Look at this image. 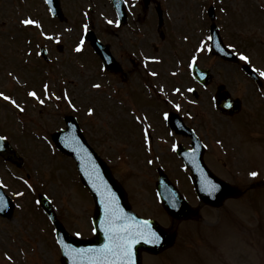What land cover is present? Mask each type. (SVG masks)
<instances>
[{
  "label": "rangeland",
  "instance_id": "1",
  "mask_svg": "<svg viewBox=\"0 0 264 264\" xmlns=\"http://www.w3.org/2000/svg\"><path fill=\"white\" fill-rule=\"evenodd\" d=\"M157 1L161 3L165 11L164 15L166 14L164 26L158 29L156 25L158 22ZM157 1L150 4L145 14L142 6L138 5L133 10L130 26L117 31L107 26V21H112V23L115 21V14L109 0H62L63 10L66 13L64 21L57 19L52 21L42 0H0V90L6 94H12V100L26 103V106H29L27 114L17 117L19 113L7 104L8 99L3 98L0 100V125H10L22 140L28 138L31 132L49 135L57 128L64 126V114H78L91 144L96 145L102 154L106 151L116 165L118 164L123 169H119L123 174L133 173L131 167L125 165V162L117 157L124 151L123 149L132 144L133 136L131 141V135L138 131V124L130 123L133 120L131 111L143 109L148 114L156 112L155 119H157V112L160 113L161 108L157 106L154 109L152 106L159 104L165 109L172 107V104H177L176 106L181 107L184 112L185 105L178 100L186 96L185 88L192 84L187 82L186 66L193 53L189 50L186 52L188 44L183 42V37L190 38L194 30L196 33L194 41L199 40L201 31H203L201 36L204 39L207 37L204 28L209 27L211 23L207 16V9L213 4L218 5L216 22L222 27L225 40L233 47L235 46L237 52H242V56L248 57V63L261 72L264 81V0ZM29 19L36 23H23ZM85 25L87 29L94 30L105 43L113 45V52L121 58L124 65V71L120 75L108 72L106 76H103L100 62H97L88 45L84 46L86 47L85 53L84 50L77 51L80 47L81 33L87 30L82 27ZM133 27L140 30L138 35L133 32ZM49 44L52 46L49 47ZM41 46L48 47L50 60L47 62L39 55ZM139 51L147 57L156 56L162 59L160 65L151 66L149 70L156 76L153 80V86L157 88L155 92L168 98L170 106L167 102L162 104L157 101L155 104L154 100L139 86L145 71L144 68L141 69L137 60ZM27 58H29L28 63H25ZM218 61H220L218 58L209 59L204 54L199 64L202 67L214 69L215 77L218 79L217 83L222 81L221 76L223 75L227 79L224 82L230 84L228 85L234 97H239L243 101L244 109L237 119L222 121L223 118L213 110L208 92H203L199 99L200 106L188 107V112L193 115L190 122L205 140L209 139L213 142L215 135H225L230 148L241 154L238 170L242 171L250 161L252 172L258 175L253 177L251 172H246L244 178L245 183L248 184L239 182L240 186L245 189V186L264 181V140L263 143H259V139L263 138L261 135L264 134V112L259 115V109L264 107V93L257 90L258 88L240 73L232 74V71H237L235 66L232 67V64L227 63L220 64ZM129 80L132 81L127 84ZM31 85L40 90H33L35 88ZM124 86L125 89L122 88ZM176 86L184 93L180 95V93L173 92ZM47 87L48 93L42 94L41 89L44 90ZM215 87L212 86L213 89ZM32 92H35L39 99L30 95ZM45 94L51 96L49 101L44 98ZM41 100L44 101L42 103L44 105H39ZM18 119H22L27 127L21 126ZM143 122L150 124V118L144 119ZM121 132L125 133L123 137H121ZM252 133L255 136L260 134L256 141H253L254 136L247 138V135ZM120 139L129 143L121 144ZM27 142L24 144L22 141L23 147L29 150L28 169L32 171L29 184L36 190L35 184L39 176H37L38 173L35 175V170L39 174L48 175L41 178L42 183H48V188L54 184L53 179L57 176V182L61 179L69 186V190H66V193L65 187L57 184L47 192L63 201L68 195L76 197L78 202L74 208L77 205L78 209L69 212L74 215V219H82L85 210L91 207L92 200L78 184L73 164L61 157L53 147L46 149L42 141L34 139L32 142L30 140ZM212 147L215 146L212 144ZM132 155L134 153L129 156ZM49 168L52 170L50 171ZM226 168L232 174L235 169L234 162L230 167L226 165ZM11 173L13 175L2 170L0 165V179L3 178L13 195L24 197L26 187L15 180L16 175L25 177L24 170L17 171L13 168ZM178 175L181 174L178 173ZM37 185L39 186L40 182ZM253 187L254 192L248 191L250 195L235 199L225 207L236 210L238 224L234 233L228 236L224 243H218L217 249L219 254L221 253L220 258L225 260L228 258L224 254L226 251L233 253L235 264H264V247L261 245L263 240L257 234L261 230L264 231V225H261L264 221V189L256 191L259 189L258 186ZM240 190L245 192V190ZM186 191L189 195L190 188ZM26 198L24 197L25 203H28ZM137 200L142 201V198H137ZM70 204L73 208L72 203ZM137 206L142 211L146 210L144 201H137ZM247 209L251 210V213ZM205 215L208 217L206 211ZM256 215H259L261 220L257 228L254 223ZM41 221V217L37 216L34 209L29 214L24 229L29 231L30 227ZM64 223L66 224L65 221ZM77 224L82 228L86 227L80 221ZM166 224L168 225L167 222ZM13 225L17 227V224ZM78 225L76 227H80ZM186 225L188 224H181L180 229L185 228ZM202 230L207 232L206 228ZM220 233L228 235V229L223 228ZM0 235L3 236L1 231ZM33 236L36 235L33 234ZM206 236L203 232L201 235L193 232L191 238L198 247L197 254L201 259L207 258L209 261V250L207 255L202 248L201 241V238ZM2 238L9 241V236ZM179 240L181 241V237ZM186 240L188 241L189 238ZM211 241L210 235L206 237L204 243L209 246ZM175 250L169 254L171 255L169 260L168 253L165 255L166 262L177 264L171 260ZM48 260L49 256H47ZM178 262L186 264L183 261ZM221 262L225 261L217 259L214 264H221ZM209 263L212 264L210 261ZM0 264L7 263L3 262L0 257Z\"/></svg>",
  "mask_w": 264,
  "mask_h": 264
},
{
  "label": "snow or ice",
  "instance_id": "2",
  "mask_svg": "<svg viewBox=\"0 0 264 264\" xmlns=\"http://www.w3.org/2000/svg\"><path fill=\"white\" fill-rule=\"evenodd\" d=\"M24 24H35L36 21L33 20H25ZM112 23V21H109ZM85 29H87V25H85ZM83 45V41H81V46ZM81 48H77V51H80ZM241 59L245 61L248 60V57L242 56ZM99 87V85H96ZM33 97H37L35 92L30 93ZM0 96H4L3 93H0ZM4 99L10 100V97L4 96ZM39 99V97H37ZM41 103L44 101L41 100ZM11 103L16 104L15 100H11ZM19 107V105H16ZM179 107V106H177ZM22 110V109H21ZM251 175L253 177L257 176L256 172H252ZM215 185L212 186V189L215 190ZM3 200L0 198V211L3 210ZM147 225V222H145ZM131 229L128 228H120L117 229L113 227L112 238L113 245H106L104 249L100 252V260L94 261L93 264H135L134 261V252L133 245L139 240H144L147 243L158 244L161 240V236L154 230L148 229L147 232L137 230L135 233H131Z\"/></svg>",
  "mask_w": 264,
  "mask_h": 264
},
{
  "label": "water",
  "instance_id": "3",
  "mask_svg": "<svg viewBox=\"0 0 264 264\" xmlns=\"http://www.w3.org/2000/svg\"><path fill=\"white\" fill-rule=\"evenodd\" d=\"M219 99H220V101H219V107H220L224 112L232 113V112H230V111L227 109V106H233L234 103H233L231 100H229V102L227 101V100H228V96H227L226 94H223V95L220 96ZM222 101H223V102H222ZM225 102H226V104H225ZM225 105H227V106H225ZM59 137H60V135H58L57 140H59ZM77 142H78V144H79V148H80V150L82 151L83 155L87 156V157H86L87 162H91V161H92V162H94V163H98V165H99V164L102 165V164L100 163V161H98L97 158L94 157V155L91 153V151H89L88 149H85V147L83 146V144H82V142L79 140V138H77ZM59 146H60V145H59ZM60 147H61V146H60ZM63 151H65V152H67V153H73V154L76 155V153H74V151H73L71 148H69V147H67V148H66L65 150H63ZM77 157H78V156H77ZM78 158L81 159L80 157H78ZM9 159H11V158H9ZM11 160H13V159H11ZM99 177H100V176H98V178L95 177V176H92V178H93L95 181H97L98 183L100 182ZM90 182H91V184H92L93 186H95V185L93 184L92 181H90ZM110 183H111V184H114V183L111 182V181H110ZM114 188H115V193L111 191V193H110L111 195L105 197V199H107L108 203H110V202H114V201H116V200H119L120 203H121V205H122L126 210H128L127 205H126V203H125V197H124L123 193H122L118 188H116L115 186H114ZM99 189H100L101 191H103V190H104V187L101 186V185H99ZM230 195H234V192H232V191H230L229 189H227V190H225L223 193H221V195L218 197V200H223L225 197L230 196ZM207 201H209V200H207ZM209 202L215 204L214 201H209ZM171 212H172V211H171ZM134 224H136V222H134ZM155 228H156V227H155ZM156 229H157V228H156ZM157 230H158V229H157ZM65 238L68 240V238H67L66 236H65ZM98 241H99V242H102V241H103L102 236L98 239Z\"/></svg>",
  "mask_w": 264,
  "mask_h": 264
}]
</instances>
